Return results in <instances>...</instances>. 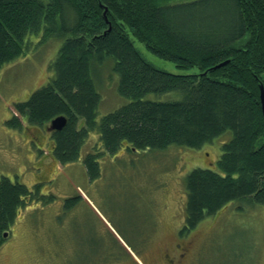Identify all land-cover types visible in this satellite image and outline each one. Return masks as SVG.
<instances>
[{
    "label": "trees",
    "instance_id": "1",
    "mask_svg": "<svg viewBox=\"0 0 264 264\" xmlns=\"http://www.w3.org/2000/svg\"><path fill=\"white\" fill-rule=\"evenodd\" d=\"M167 1L0 0V68L22 55L26 37L41 28L43 38L62 39L50 64L54 78L14 106L26 124L41 128L65 116V126L50 132L52 155L62 164L78 158L89 131L99 134L110 155L124 145L130 150L171 144L199 148L230 131L217 161L221 173L195 168L186 175L188 231L228 202L264 205V0ZM129 33L156 56L202 73L156 68ZM106 57L114 61L118 93L130 101L97 122L99 95L91 69ZM172 91L182 99L145 98ZM22 121L13 115L7 124L20 129ZM98 156L83 159L90 180L98 176ZM32 195L23 184L0 179V234Z\"/></svg>",
    "mask_w": 264,
    "mask_h": 264
},
{
    "label": "rangeland",
    "instance_id": "2",
    "mask_svg": "<svg viewBox=\"0 0 264 264\" xmlns=\"http://www.w3.org/2000/svg\"><path fill=\"white\" fill-rule=\"evenodd\" d=\"M129 37L158 69L201 72L179 68ZM26 40L24 53L0 68V179L23 184L33 195L5 230L0 264H264V205L231 201L185 231L186 175L195 168L221 173L217 161L230 131L199 148L171 144L161 150H130L124 145L113 155L104 151L99 134L89 131L78 158L59 163L52 155L50 132L44 130L49 124H26L14 106L54 78L50 64L62 39L43 38L41 28ZM113 65L106 57L91 69L99 95L97 122L130 101L118 93ZM145 98L181 100L182 94ZM13 115L23 120L20 129L7 124ZM91 153L99 155L98 176L92 180L83 164Z\"/></svg>",
    "mask_w": 264,
    "mask_h": 264
},
{
    "label": "water",
    "instance_id": "3",
    "mask_svg": "<svg viewBox=\"0 0 264 264\" xmlns=\"http://www.w3.org/2000/svg\"><path fill=\"white\" fill-rule=\"evenodd\" d=\"M106 8L104 9L103 12V17L106 21V16H105ZM227 62H221L213 67V69L221 67L225 65ZM260 101H261V108L264 116V89L263 86H260ZM66 124V118L65 116H56L53 119L50 120L49 125L46 126V131H58L61 130ZM5 235V234H3Z\"/></svg>",
    "mask_w": 264,
    "mask_h": 264
},
{
    "label": "flooded vegetation",
    "instance_id": "4",
    "mask_svg": "<svg viewBox=\"0 0 264 264\" xmlns=\"http://www.w3.org/2000/svg\"><path fill=\"white\" fill-rule=\"evenodd\" d=\"M4 233H5V231L1 232V234H0V237H1V238H3V237L5 236V235H3ZM177 249H178V250H181L182 247L178 245V247L176 248V250H177ZM179 255H180V254H179ZM180 256H181V255H180ZM168 263H169V264H173V262L170 261V260H168Z\"/></svg>",
    "mask_w": 264,
    "mask_h": 264
}]
</instances>
